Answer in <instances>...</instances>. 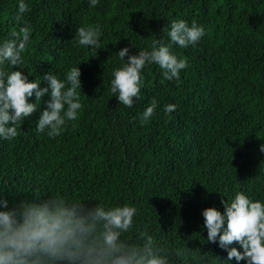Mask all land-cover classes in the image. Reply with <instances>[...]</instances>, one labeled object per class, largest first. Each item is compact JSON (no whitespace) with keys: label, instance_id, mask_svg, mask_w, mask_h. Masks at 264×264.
Listing matches in <instances>:
<instances>
[{"label":"trees","instance_id":"16d2710c","mask_svg":"<svg viewBox=\"0 0 264 264\" xmlns=\"http://www.w3.org/2000/svg\"><path fill=\"white\" fill-rule=\"evenodd\" d=\"M25 2L29 10L18 17V0H0V42L22 27L31 31L23 69L7 70L42 80L80 67L82 108L52 138L35 130L41 100L17 123L16 137L0 139V198L134 207L123 239L142 243L147 232L163 247L180 235L183 244L163 247L170 264H230L227 251L207 241L202 211H223L222 199L230 203L242 189L264 200V0H99L95 8L88 0ZM180 19L205 34L186 48L172 45L187 60L179 81L146 65L140 98L130 108L120 104L110 90L124 63L119 50L168 44L170 24ZM97 25L101 49L75 43L79 27ZM153 100L157 108L141 124ZM167 104L176 105L171 113Z\"/></svg>","mask_w":264,"mask_h":264},{"label":"clouds","instance_id":"9594fccd","mask_svg":"<svg viewBox=\"0 0 264 264\" xmlns=\"http://www.w3.org/2000/svg\"><path fill=\"white\" fill-rule=\"evenodd\" d=\"M95 8L99 0H88ZM25 0H18V17L27 12ZM205 34L195 21L191 26L183 19L172 21L164 44L153 40L149 49L131 54L129 47L117 53L124 61L112 72L111 93L120 104L132 107L140 98L142 71L146 65L157 64L163 78L179 81L187 60L172 52V45L188 47L196 44ZM100 26L79 27L75 33L77 45L93 51L100 48ZM31 39L28 27L12 32L11 38L0 42V139L17 136V123L30 117L43 100L46 107L40 112L35 130L47 131L49 137H59L66 121L76 120L82 108L81 68L73 66L58 78L51 71L42 80H30L21 70L8 71L24 63L23 53ZM127 57V58H126ZM42 81L46 86L41 87ZM45 95L49 97L44 100ZM35 97V102L30 98ZM176 105L167 104L164 111L171 113ZM157 108L155 100L141 114L140 123L148 122ZM59 135V136H58ZM264 151V145H261ZM264 179V178H262ZM228 203L222 199L224 209H203L207 241L218 243L228 255V262L236 264H264V200L246 189L237 192ZM136 209L130 206L105 208L101 204L89 206L85 202H66L59 197L44 200H21L15 204L0 198V264H170L165 248L181 245V236L166 239L163 247L147 232L139 234L142 243L133 244L123 239L133 224ZM237 245V246H233ZM177 251L176 255H182Z\"/></svg>","mask_w":264,"mask_h":264}]
</instances>
